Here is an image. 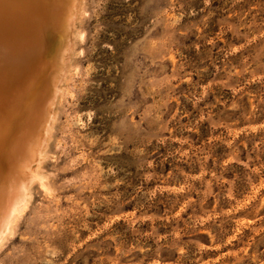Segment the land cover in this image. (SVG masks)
I'll list each match as a JSON object with an SVG mask.
<instances>
[{"label": "rangeland", "instance_id": "374dc122", "mask_svg": "<svg viewBox=\"0 0 264 264\" xmlns=\"http://www.w3.org/2000/svg\"><path fill=\"white\" fill-rule=\"evenodd\" d=\"M79 4L0 264H264V0Z\"/></svg>", "mask_w": 264, "mask_h": 264}, {"label": "bare ground", "instance_id": "6f19581e", "mask_svg": "<svg viewBox=\"0 0 264 264\" xmlns=\"http://www.w3.org/2000/svg\"><path fill=\"white\" fill-rule=\"evenodd\" d=\"M80 6L79 0H0V245L13 232L32 184L47 188L38 166L61 97V71L73 50L76 27L70 33L68 25ZM60 18L70 21L64 26ZM57 21L61 36L51 34ZM4 180L11 184L1 187Z\"/></svg>", "mask_w": 264, "mask_h": 264}]
</instances>
